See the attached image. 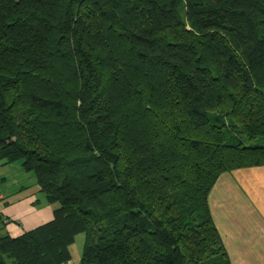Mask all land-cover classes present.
I'll return each instance as SVG.
<instances>
[{"label": "trees", "instance_id": "trees-1", "mask_svg": "<svg viewBox=\"0 0 264 264\" xmlns=\"http://www.w3.org/2000/svg\"><path fill=\"white\" fill-rule=\"evenodd\" d=\"M264 0H0V166L49 222L0 264H229L208 211L264 166Z\"/></svg>", "mask_w": 264, "mask_h": 264}, {"label": "crops", "instance_id": "crops-1", "mask_svg": "<svg viewBox=\"0 0 264 264\" xmlns=\"http://www.w3.org/2000/svg\"><path fill=\"white\" fill-rule=\"evenodd\" d=\"M5 168L0 166L2 187L7 184ZM207 205L229 264H264V166L221 174ZM56 208L45 201L35 179L29 186L0 192V214L9 220L4 230L12 238L49 222ZM75 241L65 264H79L82 245L79 250Z\"/></svg>", "mask_w": 264, "mask_h": 264}, {"label": "rangeland", "instance_id": "rangeland-1", "mask_svg": "<svg viewBox=\"0 0 264 264\" xmlns=\"http://www.w3.org/2000/svg\"><path fill=\"white\" fill-rule=\"evenodd\" d=\"M264 142H261V140H254V141H246L244 140V145L245 146H250V145H263ZM4 172V178L7 181V184L4 185L2 187V185H0V192H5V191H13V189H16L17 186H29L33 180L34 177L32 176L31 173H26L23 172L20 164L19 163H15L13 165L10 166H6ZM232 173V172H230ZM5 189V190H2ZM83 235H79L76 238L75 241V246L80 250L81 249V245L83 243ZM7 264H10V261L7 260Z\"/></svg>", "mask_w": 264, "mask_h": 264}]
</instances>
